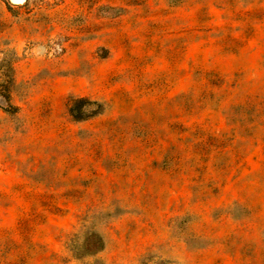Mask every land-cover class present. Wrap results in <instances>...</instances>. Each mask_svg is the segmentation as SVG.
Returning <instances> with one entry per match:
<instances>
[{"label": "rangeland", "instance_id": "rangeland-1", "mask_svg": "<svg viewBox=\"0 0 264 264\" xmlns=\"http://www.w3.org/2000/svg\"><path fill=\"white\" fill-rule=\"evenodd\" d=\"M0 264H264V0H0Z\"/></svg>", "mask_w": 264, "mask_h": 264}]
</instances>
